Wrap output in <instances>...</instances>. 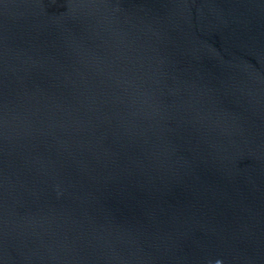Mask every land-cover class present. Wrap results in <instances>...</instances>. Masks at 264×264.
Masks as SVG:
<instances>
[{"label": "water", "instance_id": "obj_1", "mask_svg": "<svg viewBox=\"0 0 264 264\" xmlns=\"http://www.w3.org/2000/svg\"><path fill=\"white\" fill-rule=\"evenodd\" d=\"M0 264H264V0H0Z\"/></svg>", "mask_w": 264, "mask_h": 264}]
</instances>
